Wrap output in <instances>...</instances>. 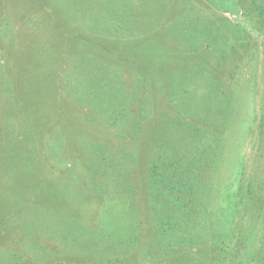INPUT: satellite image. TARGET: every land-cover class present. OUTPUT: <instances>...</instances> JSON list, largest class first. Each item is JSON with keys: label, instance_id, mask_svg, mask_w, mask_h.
<instances>
[{"label": "rangeland", "instance_id": "1", "mask_svg": "<svg viewBox=\"0 0 264 264\" xmlns=\"http://www.w3.org/2000/svg\"><path fill=\"white\" fill-rule=\"evenodd\" d=\"M259 9L264 0H0V264L208 263L201 245L147 255L157 238L131 234H145L150 194L166 195L150 165L199 152L187 211L220 208L236 166L264 207ZM212 137L213 149L196 143Z\"/></svg>", "mask_w": 264, "mask_h": 264}, {"label": "trees", "instance_id": "2", "mask_svg": "<svg viewBox=\"0 0 264 264\" xmlns=\"http://www.w3.org/2000/svg\"><path fill=\"white\" fill-rule=\"evenodd\" d=\"M259 10L260 16L264 19L262 9ZM212 136L219 137L215 131ZM213 137L208 143H201L199 140L196 143L213 149L215 147ZM204 150L205 153L209 151L207 148ZM200 156L199 152L194 160L202 165L204 159L202 160ZM214 157L216 154L212 150L211 156L205 160V165L214 164L212 160ZM195 162L192 160V164L183 165L179 162L163 161L150 165L149 174L153 186L165 188L166 195L164 196L160 190L157 194H150L145 234L140 235L135 226L131 236L147 234L157 238L155 243L148 241L147 255L157 247L163 248L167 254L172 253L169 249L174 247L190 245L188 247L190 249L195 245H201L208 249L210 255L208 263L204 264H264V207L262 204L256 207L258 203L263 202L261 201L263 198L252 192L253 181H245L241 166H236L232 177L235 182L227 183L220 208L204 207L201 211L189 209L187 211L188 201H195L197 198L191 189L194 181L191 176L197 171L195 168H199ZM161 197L165 199L162 200ZM185 198H188V201ZM248 210L256 211L254 219H246ZM256 222L261 223L258 242L256 241L258 237L252 236V227ZM128 244L131 246L132 240Z\"/></svg>", "mask_w": 264, "mask_h": 264}]
</instances>
